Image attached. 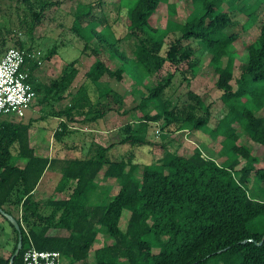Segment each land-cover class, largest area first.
I'll use <instances>...</instances> for the list:
<instances>
[{
    "label": "trees",
    "instance_id": "obj_1",
    "mask_svg": "<svg viewBox=\"0 0 264 264\" xmlns=\"http://www.w3.org/2000/svg\"><path fill=\"white\" fill-rule=\"evenodd\" d=\"M4 1L0 0V19L9 14L3 10ZM72 1L75 0H64ZM168 1L114 0L120 11L125 10L127 34L123 39L115 35L110 38L105 25L97 20L94 11L100 2L78 5L74 28L85 41L84 51L96 40L121 67L113 70L97 59L71 103L64 110L52 109L41 119L60 120L53 134V139L61 143L57 152L78 149L79 143L70 145L66 141L79 131L73 132L71 123H93L104 118L117 94L103 78L109 76L122 81L129 66L135 80L141 82L147 92L137 107L143 112L140 124L136 129L126 125L130 134L122 144L136 148L154 145L147 138L150 125L164 121V139L172 133L204 129L213 140L222 137L220 155L226 156L225 161L219 163L197 148L189 157L168 150L154 164L142 166L135 161L134 152L112 160L113 145L95 142L74 158L57 153L42 156L36 153L31 142L30 133L36 120L2 118L0 208L11 215V208L21 210V218L17 220L24 245L15 264H23L24 249L30 239L39 250L60 251L65 264L86 262L101 233L113 239V243L95 249L96 264H264V167H258L259 158L245 143H240L245 136L264 147V116L258 115L264 110V23L258 37L244 43L247 57L241 62L236 77L238 50L235 45L241 37L228 32L237 25L231 12L242 2L249 17L245 30H250L257 20L256 12L248 10L250 0H228L227 3L226 0H189L196 13L193 18L186 23L174 22L172 30L154 27L151 17L162 2ZM38 2L43 12L54 0ZM224 5H228L227 9ZM84 18L89 24L81 28ZM4 32L8 34L11 30L0 23V60L10 45ZM171 34L175 38L168 42ZM126 39L135 40L133 57L119 48ZM197 44H203L212 55L211 63L217 76L215 87L222 92L226 110L215 126L212 125V105H207L194 92H188V99L182 105H173L172 94L167 93L173 88L174 73L156 86H149L150 79L167 64L174 65L177 71L186 65L181 71L183 81L195 79L199 74L194 48ZM16 48L35 51L21 41L16 43ZM56 54L55 47L46 59L51 60ZM77 63L71 62L60 78L41 90L34 84V74L40 65L29 62L31 81L37 95L42 96V104H49L51 99H65L78 76ZM233 81H236V89ZM41 111L45 112V108ZM239 127L244 132L242 135ZM16 160L25 164L20 166ZM47 171L59 172L61 178L53 196L38 200L36 190ZM100 174L116 181L119 191L104 203L92 204ZM252 177L260 190L249 189ZM125 211L129 212V217L123 227ZM9 223L15 233L13 255L19 232ZM59 230L70 234H53ZM12 255L9 258L0 255V264H10Z\"/></svg>",
    "mask_w": 264,
    "mask_h": 264
},
{
    "label": "rangeland",
    "instance_id": "obj_2",
    "mask_svg": "<svg viewBox=\"0 0 264 264\" xmlns=\"http://www.w3.org/2000/svg\"><path fill=\"white\" fill-rule=\"evenodd\" d=\"M55 2L62 3L57 4ZM98 2H100V6L95 8L94 11L97 20L102 23V25H105L110 38H113L115 35V37L123 39L127 34L125 10H121V12L118 8L119 5L113 3L114 0H75L72 2L54 0V3L43 12H41L42 5L38 0H5L3 3V10L9 14L5 19L1 18L0 23L2 26L6 25L11 32L8 34H5L4 32L7 37V42L8 44L10 43V45L5 48V51L2 54H5L9 48L16 47L18 41L23 42L26 47L34 48L37 52L40 51L42 65H40V68L34 74V84L36 87L38 85V88H41L42 90L45 86L60 78L71 62H78L76 65L79 70L78 76L69 91L65 94V99L62 101H52L51 99L49 104H42L40 102L42 96L38 94L33 109H31L32 113L36 115L34 118L36 121L31 130L32 143L34 146L40 144L41 149L39 152L41 151L43 154L45 153L54 156L57 153L61 156H73L72 152L66 154L63 151L60 153L57 152L61 147V143L53 139V134L55 130L58 129L60 120L52 117L43 120L41 119L43 114H47L52 111V109L57 111L64 110V108L71 103L73 95L86 83V73L97 59L103 60L113 70H117L121 67V63L112 59L110 53L103 49V47H100L96 40L88 46L87 51H84L85 41L74 28L76 20L75 13L78 5L90 3L97 5ZM227 2L228 0H226V3ZM247 3L248 10L250 12H256L257 20L254 27L250 30H245L249 17L243 9L242 2H239V8H237L235 12H231L237 25L228 30L229 33H237L241 37L240 41L235 45V49L238 50L235 71L236 77L239 76V66L241 62L245 61L247 57L244 43L255 40L259 35L261 25L264 23V0H250ZM172 5L175 7L172 8ZM227 6L228 5H224L226 9ZM228 10L230 11L229 7ZM195 14L192 1L169 0L168 3L162 2L160 4L156 13L151 17L150 23L157 28L172 30L174 22L186 23L193 18ZM88 24V19H82L81 28H85ZM99 29H102V26H100ZM174 38V34H171L167 41L170 42ZM55 47L57 48V54L51 60H47L46 55ZM119 48L124 51L128 57H133L135 40H123L119 44ZM194 48L196 49L195 59L198 62L199 73L195 79L191 82L183 81L181 71L186 65L177 71V68L174 65L167 64L162 71L150 79L149 86H156L159 81L166 80L170 74L174 73L173 88L169 89L167 93L172 94L173 105H182L185 100L188 99V92L192 91L201 96L207 105H212V125L215 126L219 119H221L226 113L224 104L221 100L222 92L215 87L217 76L215 74V68L211 63L212 55L203 44H197ZM226 60L227 59H225V62ZM131 71V67L128 66L122 81L112 79L109 76L103 78V81L109 83L115 94H117L113 102H111V109L108 112L111 113V111H114L119 118L120 133L118 132L117 134L121 136V141L130 134L126 130V125H132L135 129L139 126L143 112L137 109V107L141 104L143 97L147 92L146 89L143 88V85H141V82L135 80ZM232 83L236 89V81H233ZM91 95L92 97H95L93 91L91 92ZM42 108H45V112L43 113L41 111ZM258 115L264 116V110L258 113ZM95 123L96 122L81 123L79 127L84 128L85 125H94ZM163 126L164 121H160L158 125L155 123L150 125L147 138L154 145H145L136 148L130 144H122L120 141V145L110 154V157L117 160L122 157H128L134 152L135 161L143 166V164H154L157 160H160L168 150L189 157L194 153L195 149L201 148L204 151L205 156L213 157L219 163L225 161L226 156L220 155V151L222 150V137L213 140L208 132H204V129L201 131H180L172 133L167 139H164V135H162ZM157 129L161 130L160 134L156 133ZM238 131L240 135L244 133L240 127L238 128ZM78 132L77 138L75 139L78 143L87 142L89 140L85 137V133L82 131ZM240 143H245L253 151V154L259 158L260 163L258 167H264V147L253 141L250 142L245 136L240 139ZM81 155V153L78 154V156ZM244 162L245 161L242 160V165ZM17 163L20 166L25 164L24 161H17ZM140 170L139 177L141 178L142 168H140ZM59 180V176L49 173L47 179L44 181V187L39 194V198L47 200L53 196L55 192L54 189ZM99 182L105 184L106 179L103 177ZM105 185L106 187L108 185L111 189L108 196L105 195L107 192L103 193L104 190H97V194L91 199L92 204L104 203L107 199L115 197L118 193L117 189H119V187L116 182L114 183L112 181V183H106ZM257 186V180L252 177L248 186L249 189L255 190ZM10 210L16 218H21V210L19 208H11ZM128 217L129 212L125 211L123 216V227H125ZM14 234L13 227L0 214L1 256L9 258L12 255L15 246ZM53 234H57L58 236H68L70 233L67 230H59L53 231ZM103 236L104 234L101 233L97 239L94 248L91 251L90 258L86 262H80L78 264H96L94 258L95 249L113 243V239Z\"/></svg>",
    "mask_w": 264,
    "mask_h": 264
},
{
    "label": "built area",
    "instance_id": "obj_3",
    "mask_svg": "<svg viewBox=\"0 0 264 264\" xmlns=\"http://www.w3.org/2000/svg\"><path fill=\"white\" fill-rule=\"evenodd\" d=\"M31 60L42 65L41 52L16 47L8 49L0 60V119L19 121L33 109L37 92L29 71ZM23 264H65V258L60 251L37 249L30 239L24 249Z\"/></svg>",
    "mask_w": 264,
    "mask_h": 264
},
{
    "label": "crops",
    "instance_id": "obj_4",
    "mask_svg": "<svg viewBox=\"0 0 264 264\" xmlns=\"http://www.w3.org/2000/svg\"><path fill=\"white\" fill-rule=\"evenodd\" d=\"M116 115L117 114L114 111H111V113L108 112L105 115L104 118L99 119L94 125H85L84 128H80L79 127V125L81 123H75V122L71 123V129H72L73 132H76V130L82 131L83 133H85V137H87L89 140L87 142H83V143L81 142V143H79V146L80 147L78 149L69 150V149L66 148V150L64 151L65 154L66 153H70V152L73 153V156H67V157L74 158V157L78 156V154H80L79 153L80 150L82 151V149H87L93 142L98 143V144H101V145H105V146L113 145V148L111 149L110 154L112 152H114L115 149L120 145V141H121L120 140V137L121 136H119V134H117L118 132L120 133V131H119L120 128H119V118ZM35 117H36V115H34L32 113V110H30L28 112L25 120L26 121H29V120L34 119ZM78 133H79L78 131L76 133H73L71 137H69V138L66 139V141L70 145H73L74 143H78V141L75 140L77 138ZM30 136H31V133H30ZM39 137H40V135H39ZM90 141H92V142H90ZM31 142H32V138H31ZM32 145H33V143H32ZM33 147L35 148L37 154L42 155V156H49V157H51V155H48V154H45V153L43 154V153H41V151L39 152V150L41 149L40 144H38L37 146H34L33 145ZM112 160H114V159H112ZM117 160H119V159H117ZM49 173H51L53 175H57V176H59L61 178V174L59 172L47 171L46 174L44 175L42 181L40 182L37 190H36V194L38 196V200H41V198H39V194L43 190L44 181L47 179V176H48ZM102 176H103V174H100L99 177L96 180V183L98 185V190H101V189L104 190L103 193H106L107 192V194H105V195L108 196V194L110 193V190L111 189L109 188L108 185L106 187L105 184L106 183L107 184L112 183V181L115 183L116 181L111 180V179H107V178H105L103 176L106 179V183L105 184H101L99 182V180L101 178H103ZM256 188L258 190H260V186L259 185ZM118 191H119V189H117V192Z\"/></svg>",
    "mask_w": 264,
    "mask_h": 264
},
{
    "label": "water",
    "instance_id": "obj_5",
    "mask_svg": "<svg viewBox=\"0 0 264 264\" xmlns=\"http://www.w3.org/2000/svg\"><path fill=\"white\" fill-rule=\"evenodd\" d=\"M0 214L2 216H4L5 218H7L9 220V222H11L14 225V227L16 228V230L19 232V241H18L17 249L10 259V264H15V259L19 256L20 252L23 249V245H24L23 244V233H22L21 225L15 216L9 214L8 212H6L2 208H0ZM262 243H263V241L261 243H259V245H261Z\"/></svg>",
    "mask_w": 264,
    "mask_h": 264
}]
</instances>
